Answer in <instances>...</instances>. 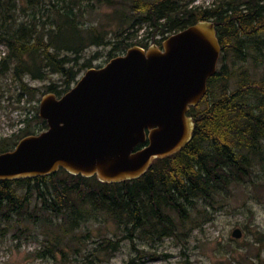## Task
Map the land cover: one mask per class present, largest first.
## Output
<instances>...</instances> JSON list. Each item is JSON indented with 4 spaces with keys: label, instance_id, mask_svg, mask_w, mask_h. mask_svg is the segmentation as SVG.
Here are the masks:
<instances>
[{
    "label": "trees",
    "instance_id": "16d2710c",
    "mask_svg": "<svg viewBox=\"0 0 264 264\" xmlns=\"http://www.w3.org/2000/svg\"><path fill=\"white\" fill-rule=\"evenodd\" d=\"M9 1L0 0V42L7 46V53L0 56V73L10 71L21 92L34 89L24 76L44 80L56 73L59 80L49 82L45 92L60 95L82 70L101 65L92 64L91 56L82 59L87 46L111 41L96 26L85 27L81 17L91 7L88 2L26 0L31 11L23 9L25 18L18 19ZM130 8L137 15L134 22L152 27L149 35L154 43L198 20L214 22L219 57L206 93L189 107L194 120L191 137L176 151L155 157L139 176L120 181H102L96 175L73 174L62 167L43 175L0 179V237L11 234L20 243L42 233L40 245L30 252L35 258L60 256L71 261L70 252L82 250L71 236L98 211L130 232L124 237L131 236L136 227L152 239L172 235L170 210L188 218L189 207L198 199L212 198L250 178L264 160V71L257 75L243 66L233 79L228 63L233 57L232 65L237 59L264 64V0H212L203 6L190 0H131ZM126 38L111 42L109 58L131 45ZM142 40L140 45L145 46ZM38 119L40 125L30 127L25 116L22 121L27 129L21 128L9 145L1 139L0 152L11 149L22 136L43 130L46 121ZM29 224L41 229L35 233ZM119 240L102 239L92 252L116 250Z\"/></svg>",
    "mask_w": 264,
    "mask_h": 264
},
{
    "label": "water",
    "instance_id": "95a60500",
    "mask_svg": "<svg viewBox=\"0 0 264 264\" xmlns=\"http://www.w3.org/2000/svg\"><path fill=\"white\" fill-rule=\"evenodd\" d=\"M161 46L130 45L85 69L62 94H42L38 115L46 128L0 152V179L62 167L120 181L184 145L194 126L189 107L200 101L216 71L220 44L214 22L189 24L168 34ZM231 234L240 236V228Z\"/></svg>",
    "mask_w": 264,
    "mask_h": 264
},
{
    "label": "rangeland",
    "instance_id": "374dc122",
    "mask_svg": "<svg viewBox=\"0 0 264 264\" xmlns=\"http://www.w3.org/2000/svg\"><path fill=\"white\" fill-rule=\"evenodd\" d=\"M211 1L190 0V4L203 6ZM87 2L91 7L81 17L85 27L96 26L111 41L105 45L87 46L82 51V59L91 56L92 64H104L109 59L111 42L122 36H127L131 45H140L141 38L145 44L143 47L154 43L153 36L149 35L152 27L147 22H134L137 15L130 8L131 0H83L82 4ZM9 3L15 6L18 19L25 18L23 9L31 11L26 0H10ZM6 53L7 46L0 42V56ZM230 58L228 63L233 79L243 66L256 71L257 75L264 71L263 63L254 65L252 60L243 62L237 59L232 65ZM48 77L38 80L24 76L23 80L34 89L21 92L19 82L10 71L0 73L1 142L11 144L21 133V128L27 129L26 122L30 127L40 125V97L49 82L59 80L56 73H50ZM214 87L218 90V83ZM25 116L28 121L23 122ZM189 209L188 218L184 219L169 211L175 233L161 239H152L139 227L131 236L124 237L130 232L108 214L98 211L97 216L82 223L76 235L71 236L82 248L79 253L70 252L71 261L60 256L56 260L33 257L30 252L40 245V239L44 238L42 233L20 243L16 240L18 238L9 234L0 237V264H264V160L255 166L250 178L245 177L242 182L230 185L212 198L198 199ZM29 227L35 233L41 229L38 224H29ZM235 227L241 231L238 237L231 234ZM86 228L90 235L84 236ZM107 238L120 239L116 250L105 248L92 252L96 246L100 247V240Z\"/></svg>",
    "mask_w": 264,
    "mask_h": 264
},
{
    "label": "flooded vegetation",
    "instance_id": "af4514ba",
    "mask_svg": "<svg viewBox=\"0 0 264 264\" xmlns=\"http://www.w3.org/2000/svg\"><path fill=\"white\" fill-rule=\"evenodd\" d=\"M157 45H159L160 47H162V46H161V42H160V43H157ZM45 128H46V127H45Z\"/></svg>",
    "mask_w": 264,
    "mask_h": 264
}]
</instances>
